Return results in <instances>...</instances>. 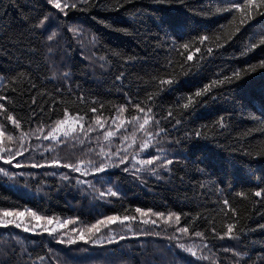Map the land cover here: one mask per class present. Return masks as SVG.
Returning a JSON list of instances; mask_svg holds the SVG:
<instances>
[{
	"label": "trees",
	"instance_id": "16d2710c",
	"mask_svg": "<svg viewBox=\"0 0 264 264\" xmlns=\"http://www.w3.org/2000/svg\"><path fill=\"white\" fill-rule=\"evenodd\" d=\"M236 2L88 0L64 15L48 0H0V96L6 97L0 100V168L10 174L0 172V211L26 213L15 219L21 227L0 226V264H41L40 257L43 264H264V197L254 196L264 190V8L218 11ZM201 37L208 39L201 43ZM65 109L70 122L79 114L85 129L96 128L85 136L77 123L83 144L63 135L44 139ZM96 116L103 129L94 124ZM107 131L116 133L109 141ZM148 140L136 159L162 148L174 161L167 172L158 169L159 178L132 168ZM101 149L127 150L129 163L114 158L98 175L52 164H99ZM17 151L23 154L5 163ZM93 185L117 195L101 199ZM137 208L164 217L141 216ZM170 213L180 216L178 223L175 216L166 219ZM108 216L119 219L87 231ZM43 218L74 223L50 234L45 229L54 225ZM228 223L239 239L219 238ZM185 226L187 234L176 231ZM69 239L75 243L60 242Z\"/></svg>",
	"mask_w": 264,
	"mask_h": 264
},
{
	"label": "snow or ice",
	"instance_id": "6c2138e0",
	"mask_svg": "<svg viewBox=\"0 0 264 264\" xmlns=\"http://www.w3.org/2000/svg\"><path fill=\"white\" fill-rule=\"evenodd\" d=\"M48 2L50 4H52L56 9H58L61 13H63L64 15H67L65 9H68V8H77L79 4H86L88 3V0H74L73 3L69 4L67 2H64V0H48ZM260 8H264V0H237V2L234 4V9L233 8H223V9H218V11H224V12H232L233 10H237V11H240V10H243L245 13H247L249 10H254V9H260ZM261 15H264V13H260ZM251 18V17H249ZM47 17H45L44 19H42L39 24L37 25L38 27H42L45 22L47 21ZM244 21L242 20L241 21V24H243ZM240 29L237 28L236 31H239ZM70 31H72L73 33H76V29H70ZM56 37V32H52L50 35L47 36V39L49 41H52L54 38ZM208 37H201L200 40H201V43L205 40H207ZM261 44H264V40L261 41ZM219 46H223V45H219ZM188 45L187 44H184L183 45V48L184 49H188ZM197 51H199V49H197ZM208 53H211L213 51L212 48H208L207 49ZM101 60H104L105 58L104 57H100ZM188 60H191L192 59V56L191 55H188L187 57ZM261 66L264 67V62L261 63ZM254 70V69H253ZM233 75H235L237 78L239 77V73H234ZM67 76V73H65V77ZM117 79H122V74L121 76H118ZM228 79V78H226ZM161 83H171V81H161ZM213 83H218V81H214ZM210 87L211 85L209 86H205V88L203 89V91H198L196 93L197 96H200V95H203L205 92H208L210 90ZM3 99H6V97H3V96H0V100H3ZM81 99H83L81 97ZM189 101L191 102V98H189ZM131 102V101H129ZM189 105L188 104H185L184 107L187 108ZM137 108H139V105L137 104L136 105ZM100 108H103V105L101 104L100 105ZM0 109H4V104L3 103H0ZM139 110L141 112L144 111L143 108H139ZM91 112L93 113H96L98 111V109L96 107H92L90 109ZM119 111L122 113L123 111H125L124 107H121L119 109ZM148 111L150 112L151 109H148ZM169 115H171V113H169ZM63 119H59V120H56L54 123H55V127H52L51 130L47 133L46 136H44V139H51L52 141H59V137H58V133L62 134L63 137L65 138H69L71 137L72 139H75V140H79V142L81 144L84 143V141L82 139H79V134L77 133V126L75 123H69V113H68V110L65 109L64 110V113H63ZM7 119L8 120H12L17 127H19V122L18 121H15L14 118L11 116V115H8L7 116ZM72 119L74 121H76L77 123H79V128L84 132L85 136H87V134L91 131H95L96 128L93 127L92 124H89L88 128L85 129L84 128V124L82 123V121L84 120V117L82 116H79V114H77L76 116L72 117ZM113 123H115V121H113ZM149 123V119L146 118L144 119L143 123H140L139 124V128L141 130H144L145 129V125H147ZM158 123V122H157ZM177 124L180 123V121H176ZM94 124L96 126H98L100 129H103L104 128V123L101 121V117L100 116H96L95 119H94ZM65 125H67V127H64ZM122 126V125H121ZM221 127H223V124L221 123ZM38 131H43V129H39ZM160 131H164V129H160ZM146 134L149 136V137H152L153 136V133L150 132V131H146ZM197 136L201 135V133L197 132L195 133ZM3 133L0 132V136H2ZM23 135H26V134H23ZM116 133L113 132V131H107L104 133V140L105 141H109V138L112 137V136H115ZM156 135H159V132L156 133ZM151 143V140H148V141H145L143 142L141 145H140V152H137L134 156H133V160H132V168L136 171V172H148V173H151L152 175H156L157 178H159V174H158V169H162L163 171L167 172L169 169H168V165H171L174 161L173 159H170V158H167V155H166V152L164 149H157V153L156 155H152L150 156L149 158L147 159H136L137 156H139L141 154V152H144L145 150H147L149 148V145ZM25 151L27 149H24ZM89 151H91V149H89ZM23 154V151H17L15 153H9V156L11 157L10 159H5V163H12V159H14L16 156L18 155H22ZM99 155L101 156V161L99 164L93 162V161H88L87 163H84V162H81V165L82 166H78L77 164H69V163H65V164H60V161L59 160H53L52 161V164L53 165H57V166H62V167H66V168H69L71 171L73 172H77V173H82V174H91V175H98V174H101L103 172H105L107 170V166H108V163L110 161H112L114 158L115 159H118L119 163L121 164H128L129 161H128V153H127V150H124L123 154H121L120 150H117L115 153H111V152H108V153H105L103 151V149H101ZM0 159H4L3 156H0ZM140 165L139 168L136 167V165ZM32 167H43L45 165H41V164H38V163H33L31 165ZM15 167L19 168V167H22V165L19 163V161H17V163L15 164ZM125 171H128L129 169L126 167L124 169ZM0 172H3L4 175L8 176L10 175L7 171H5L3 168H0ZM65 179H68V176L65 175L64 177ZM79 183H88L87 181H77ZM93 190L98 192V196L99 198L103 199L105 198L106 196H116L117 195V192L114 191L112 188H107L103 191L101 190H97L95 189V186L93 185ZM242 195V194H240ZM254 196L256 197H264V190H258L256 192H254ZM223 204L226 206L227 210L228 211H231L233 216H235V209L234 208H231V205L229 204V201L228 200H224L223 201ZM136 212L140 213L141 216H149L150 214L151 215H155L157 217H164V214L163 213H151V210H148V211H144V210H141L140 208H137L136 209ZM225 214H227V212H225ZM2 215L4 217H8V216H16V217H19V216H22L23 213L21 212H9V211H4L2 213ZM29 216H31L33 219L35 220H40L42 219V217L38 216L35 212H29L28 213ZM175 216V221L178 223L179 220H180V216L175 214V213H170L168 215V217L166 218L167 220H171L172 217ZM46 220V222L51 225L53 224V220L50 219V218H43ZM117 219H119L118 217L116 216H108L104 219H101L99 221H97L95 224L91 225L87 231L89 233L95 231V232H99L100 231V227L103 225V226H107L108 224H111V223H114L115 221H117ZM129 219H134V217H127L125 216L123 218V220H129ZM123 223V221H121ZM68 223H74V221H64L63 223H60L58 224V227L62 228L64 226H66V224ZM144 224H148L150 223L149 220L145 219L143 221ZM152 224H155L156 221H151ZM8 224H15V226L17 228L21 227V224L20 223H16L15 220H8V221H4V220H0V226H3V227H7ZM260 228H264V224L260 225L259 226ZM226 228H227V231L224 232L222 235L221 234H218L217 235L219 236V238L223 239L225 236H227L229 239H239V233H234V228H235V224L234 223H228L226 225ZM46 231H50V234L51 233H54L57 231V228L56 227H53L52 229L48 230V229H45ZM24 231H29V228L28 227H24ZM73 231H76L75 229H73ZM177 232L181 233V234H187L189 232V228L187 226L185 227H180V228H177L176 229ZM212 231L215 233V228L213 227ZM196 237H202L203 236V233L199 232V231H196L193 233ZM170 239L173 238V237H169ZM177 239H179V237H175ZM80 239H84L83 235L80 236ZM120 239H124V236H121ZM60 242H66V243H75V240L73 239H69L67 241H63L61 240ZM108 242L109 243H112L114 242V239L112 237H109L108 239ZM181 248H184L185 251H188V252H191L192 255H195L196 253L192 251L191 248H186L184 245H180ZM204 247H207V245L205 244ZM225 251H231V249H225ZM235 256H238V257H241V254L238 253V252H234L233 253ZM44 257H40L39 260L41 262V264H43V261H44ZM236 264H239V260H237Z\"/></svg>",
	"mask_w": 264,
	"mask_h": 264
},
{
	"label": "rangeland",
	"instance_id": "374dc122",
	"mask_svg": "<svg viewBox=\"0 0 264 264\" xmlns=\"http://www.w3.org/2000/svg\"><path fill=\"white\" fill-rule=\"evenodd\" d=\"M69 123H75L76 124V126H77V122H70L69 121ZM64 127H67V125H65ZM0 132H2L1 131V129H0ZM58 135V137H60V136H62V134H60V133H58L57 134ZM1 139H2V136H0V141H1ZM4 211H0V220H4V221H8V220H22V218L26 215V213L25 212H21V213H23V215L22 216H19V217H16V216H8V217H4L3 215H2V213H3ZM9 212H13V211H9ZM13 213H15V212H13ZM58 224H59V222H53V225H54V227H56V228H59L58 227Z\"/></svg>",
	"mask_w": 264,
	"mask_h": 264
}]
</instances>
